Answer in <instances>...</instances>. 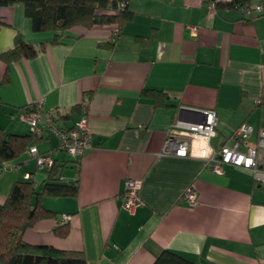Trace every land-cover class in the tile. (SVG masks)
<instances>
[{"label": "crops", "instance_id": "0c3cea01", "mask_svg": "<svg viewBox=\"0 0 264 264\" xmlns=\"http://www.w3.org/2000/svg\"><path fill=\"white\" fill-rule=\"evenodd\" d=\"M248 3L251 14L217 8L211 0H129L134 16L111 47L100 45L110 39V26L70 31L52 44V33L32 30L22 4L0 8V52L13 47L18 32L45 45L32 59L0 58V126L30 133L29 123L16 118L23 107L43 101L41 126L49 110L60 109L68 116L55 125L71 127L84 103L92 130V147L80 162L62 154L54 132L39 134L45 136L39 151L60 162L73 159L64 176H79V192L45 196L44 206L56 214L27 228L26 242L83 251L88 264H152L165 248L197 264H264V189L252 172L226 165L216 173L203 158L161 153L175 119L203 120L207 109L217 116L215 147L234 145L233 129L244 122L253 132L239 149L258 141L264 130V0ZM143 89L163 90L166 104L154 105ZM18 162V169L0 172V205L25 174L39 186L46 178L29 151ZM128 178L142 181L133 212L121 199ZM189 187L193 205L183 200ZM62 214L71 215L69 221ZM65 223L66 236L57 234Z\"/></svg>", "mask_w": 264, "mask_h": 264}, {"label": "trees", "instance_id": "16d2710c", "mask_svg": "<svg viewBox=\"0 0 264 264\" xmlns=\"http://www.w3.org/2000/svg\"><path fill=\"white\" fill-rule=\"evenodd\" d=\"M248 1L226 0L218 1L215 5L217 8H239L242 12L251 14L253 9H250ZM128 2L129 0H0V8L22 4L25 15L31 21L32 30L37 33H52V44L63 42L70 35V31L110 26L113 32L110 39L100 45L111 47L114 40L122 33L124 25L134 16ZM44 49V43L40 45L29 43L18 32L13 47L0 52V58L6 63L22 58L32 59ZM142 94L150 96L156 106L166 104L167 95L163 90L143 89ZM0 103L3 102L0 100ZM36 103L23 107L19 111V118L21 119V113L33 109ZM76 108L78 109L79 105L74 107ZM55 112L52 122L57 121L59 117L68 116V114L63 115L60 109H56ZM57 127L70 128L64 125ZM39 134L41 133L32 127L30 133L18 134L0 126V172L7 164L18 162L33 144L38 147V144L45 139L44 135ZM73 158L77 161L75 157ZM72 161L73 159L60 162L54 159V164L44 170L46 178L40 186L32 173L28 178L15 180L5 202L0 205V264H88V258L83 251L59 249L52 245H33L23 239L27 228L42 218L56 214L44 206L45 196L78 195L79 176L76 175L71 179L64 176L67 164ZM68 230L65 223L56 232L66 236ZM152 264L197 263L180 252L165 248L156 256Z\"/></svg>", "mask_w": 264, "mask_h": 264}, {"label": "built area", "instance_id": "2783aa9c", "mask_svg": "<svg viewBox=\"0 0 264 264\" xmlns=\"http://www.w3.org/2000/svg\"><path fill=\"white\" fill-rule=\"evenodd\" d=\"M218 1L211 0L213 4ZM124 5V3H123ZM257 5L256 9H261ZM252 9V7L250 8ZM83 113L80 119L70 128H59L52 122L56 112L51 109L47 112L44 126H41V113L44 110L43 101H38L33 109L21 113V119L28 122L33 129L42 133L44 130L54 132L59 137V149L66 151L78 162L81 161L87 149L92 147V130L88 123L87 105L83 103ZM203 120L175 119L169 126L162 147V154H173L180 157H198L207 161L209 168L216 173H222L226 165H234L252 172L254 179L264 189V130L261 131L258 141L248 145L245 151L239 149V143L248 139L253 132V126L247 122L233 129L230 136L235 140L234 145L228 142L215 147L212 139L217 135V116L213 109H207ZM29 153L36 158L39 169H47L54 164L51 152H41L36 145H32ZM20 162L7 164L4 169H18ZM30 173L25 174L28 178ZM142 181L140 179L128 178L126 189L121 196L123 206L133 212L141 202L140 190ZM183 200L193 205L196 203V194L193 187H189ZM71 215L62 214L63 222L69 221Z\"/></svg>", "mask_w": 264, "mask_h": 264}, {"label": "rangeland", "instance_id": "374dc122", "mask_svg": "<svg viewBox=\"0 0 264 264\" xmlns=\"http://www.w3.org/2000/svg\"><path fill=\"white\" fill-rule=\"evenodd\" d=\"M28 18V17H27ZM29 19V18H28ZM30 20V19H29ZM17 120H19L20 121V118H16ZM54 135H56L57 137H58V135L57 134H54ZM216 137V136H215ZM215 137H213V138H215ZM59 138V137H58ZM216 139H218V138H216ZM63 155H65V157H68L69 158V155L68 154H66V152H63L62 153Z\"/></svg>", "mask_w": 264, "mask_h": 264}, {"label": "water", "instance_id": "95a60500", "mask_svg": "<svg viewBox=\"0 0 264 264\" xmlns=\"http://www.w3.org/2000/svg\"><path fill=\"white\" fill-rule=\"evenodd\" d=\"M186 110H192V111L196 112V111H195L196 109L187 108ZM205 115H206V114H205Z\"/></svg>", "mask_w": 264, "mask_h": 264}]
</instances>
